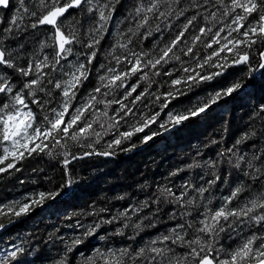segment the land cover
<instances>
[{
	"label": "snow or ice",
	"instance_id": "snow-or-ice-1",
	"mask_svg": "<svg viewBox=\"0 0 264 264\" xmlns=\"http://www.w3.org/2000/svg\"><path fill=\"white\" fill-rule=\"evenodd\" d=\"M119 3L121 0H63V3L61 0H27V2L18 0L17 6L12 4L11 0H0V9L15 8L8 23L0 28V96L8 98L0 101V174L9 173L13 169L19 172L20 168L17 165L33 153L47 151L48 155H53V149L57 147L66 149V141L69 139L80 141L94 136L98 142L107 131L116 129L119 134L109 144L111 147L112 144L119 145L122 140L130 139L136 133L144 132L158 121L160 129L169 131L206 113L219 100L239 90L242 84L238 81L230 84L218 83L214 86L215 90L209 92L206 97L198 98L194 102L190 101L182 110L177 109L173 101H179V97L186 96L194 87L205 83L211 84L216 78L224 76L227 69L233 65H249V75L253 71L264 70V0H188L187 6H184L183 0H134L126 18L134 20L135 27H128L127 32L121 35V39L116 41L109 53L116 61V65L126 62L125 70L108 68L105 74L99 75L97 85L88 96L77 102L79 88L89 78L90 69L87 65L95 61L97 46L107 33L116 5ZM211 8H216V11H211ZM69 9H78L81 13H87L93 21L89 42L85 45L91 51L77 53V61L81 55L86 57L83 62L68 60L69 56L73 55L72 46L80 43L75 31L65 33L62 30L64 21L61 18ZM189 11L192 12L191 16L186 15ZM201 16L204 26L198 21V17ZM181 17L184 19L179 30L164 42L163 46H159L160 40H163L164 29H172L174 21L180 20ZM229 17L230 22L225 23ZM26 18H34V20L30 24H25ZM150 21H158V23L153 27ZM217 22L224 26L213 31ZM45 25L53 30L52 44L42 43L41 49L53 47L54 54L51 57L44 55L42 59L34 56L25 64H18L17 61L21 58L19 48H23L19 37L29 27L37 29ZM190 28H194L197 33L191 36V42L186 37ZM141 29L147 31L141 33ZM153 32L160 34V40L150 51L138 52L129 47L134 38L147 39L153 35ZM225 32L226 35L222 36L221 34ZM11 41H15L19 47L11 48L6 44ZM198 44H202L205 50L212 49L211 53L201 57L197 50ZM214 45L217 47L214 48ZM256 45H260L259 49L254 48ZM116 48L122 50L121 55L115 54ZM253 51H258L259 54L255 68L250 62ZM224 52L232 56L230 61L227 56L221 57V53ZM182 56L189 57V60L184 61ZM221 60L223 62H220ZM169 64L172 67L165 70ZM186 64L188 66H185ZM205 66L218 70L210 73L197 70L204 69ZM7 70H12L22 78L21 88H16ZM57 71L67 79H56L53 74ZM177 71L182 73L179 77L174 75ZM137 74H139L138 81L147 82L148 86L133 96V93L137 92L139 82L128 85L127 81ZM162 75L173 77L168 82L169 90L163 93L149 91L151 85L156 83L152 77ZM47 85L52 87L47 88ZM181 85L183 88L178 87ZM122 88H127L122 99L110 101L103 99ZM57 90L58 95L62 97L59 105L46 107L52 103V100L44 97H53L54 91ZM39 93H43L44 96H39ZM151 96L155 97L154 103L159 102V111L142 113L137 117L136 113L140 112V109L136 108L137 102ZM129 98H131L130 103L126 104L125 101ZM98 104L104 105L103 111L97 109ZM113 104L119 105V108L113 115H109L108 110ZM30 105H36L45 112L39 123L37 113ZM169 105L172 107L169 108ZM165 109H168L166 113ZM261 111L264 112V106L261 107ZM161 113L165 114L166 119H159ZM130 116L136 122L131 124L127 131L119 132L121 121L127 122ZM105 121L107 122L105 132L98 131L94 127L98 124L104 129ZM159 134L152 131L143 137V142L146 143ZM249 138V134H245L237 144ZM228 151L231 152L232 149ZM69 154L65 151V166L70 163L67 158ZM90 154L92 153H85V155ZM108 154V152L103 153V155ZM262 157H264V149L259 153H253L248 159L245 156H237L233 162L229 158V163L236 169H241L242 164L246 165L242 170L243 176L251 182H259L261 188L256 190L252 188L251 183L240 181L230 189L229 195L220 198L221 203L215 209L207 206L212 203L211 199H208L204 210L199 213L203 216V219L198 221L200 227L196 228L197 232L210 237L208 241H204L201 237L185 240L187 232L182 233L177 230L185 228V225L179 224L168 234L161 235L136 249L130 245L106 249L97 247L90 257L85 258V264H127L129 259L132 264H264V158ZM6 161L10 162L6 163ZM255 161H259V165ZM212 175L214 179L205 182L207 187L201 185L195 189L201 198H204V193L209 192L221 179L215 172ZM71 185L72 181L69 179L64 187L71 188ZM188 187L190 186L186 185V190L180 195L165 188L161 190V195L166 198L172 197L171 202L179 203L181 207L193 206L196 203L193 198L184 199ZM245 192L249 194L241 201L240 197ZM71 195L70 191L63 192L64 198ZM60 196L61 191L27 194L21 199L0 205V217L27 216L35 208L43 207L46 201H55ZM158 201L159 198L154 202ZM234 201H238V204L230 207ZM146 206L147 202L139 206H131L101 223L111 224L114 221L124 220L123 228H127L132 215H138ZM49 207L53 206L49 205ZM191 214L186 211L181 213V216ZM196 222L194 218L193 221L186 222V226L192 228ZM99 227V223L88 226L85 236L94 235ZM133 227L140 229L141 224H133ZM4 228L5 224L0 223V230ZM123 228H118L114 234L123 235ZM229 229L231 231H228ZM246 231L247 235H245ZM226 232L228 240H237L235 246L215 247L220 243V234ZM135 235L134 232L129 239L134 238ZM82 242L80 238H76L68 247V251H72L74 246ZM169 242L171 245L187 248L188 251L177 256L175 249L169 246ZM24 251L20 244L0 250V264H12L13 261L17 264H30L25 260H17ZM54 264H66V262L61 259Z\"/></svg>",
	"mask_w": 264,
	"mask_h": 264
},
{
	"label": "trees",
	"instance_id": "trees-1",
	"mask_svg": "<svg viewBox=\"0 0 264 264\" xmlns=\"http://www.w3.org/2000/svg\"><path fill=\"white\" fill-rule=\"evenodd\" d=\"M11 2L18 6V0H11ZM133 3L134 0H121V3L116 5V11L108 26V31L97 46V57L93 64L87 65L90 69L89 78L79 88L77 102L88 96V93L97 85L99 75L105 74L108 68L116 67L117 70H125L126 62L116 65V61L109 53L116 41L121 39V35L127 32L128 27H135V21L126 18ZM183 4L187 6L188 0H183ZM14 11L15 8L0 9V28L8 23ZM211 11H216V8H211ZM186 15L191 16L192 12L189 11ZM61 19L64 21L62 30L65 33L75 31L80 41L79 44L72 46L73 55L69 56L68 60L85 61L84 55H81L77 61V53L91 51L85 45L89 42L92 18L87 13H81L78 9H69ZM183 19L181 17L180 20L174 21L172 29H164L163 40H160L159 33L153 32V35L147 39L134 38L129 47L138 52L150 51L158 40H160L159 46H163V43L182 26ZM230 19V17L227 18L225 23L230 22ZM33 20L34 18H26L24 23L30 24ZM198 21L201 26H204L202 16L198 17ZM155 23L158 21H150L153 27H155ZM222 26L224 25L217 22L213 31ZM145 31L147 29H141V33ZM52 32L51 27L47 25L39 26L37 29L29 27L19 37L23 48H19L21 58L17 63L23 65L34 56L37 59H42L44 55L51 57L54 54L53 47L41 49V44H52ZM195 34L197 33L194 28H190L189 33H186L189 42H191V36ZM221 35H226V32ZM6 44L11 48L19 47L15 41L6 42ZM259 47L260 45L254 46L256 49ZM197 50L201 57L212 51V49L205 50L202 44L197 45ZM115 54L121 55L122 50L116 48ZM225 56L229 61L232 59L229 53H221V57ZM182 59L188 61L189 57L182 56ZM258 61V51H253L250 57L251 66L255 68ZM102 65L104 67H101ZM176 66L179 68L178 64ZM171 67L172 65L169 64L165 70ZM197 70L202 73H210L218 69L205 66L204 69ZM7 71L16 88H21L22 78L12 70ZM45 71L49 70L45 69ZM254 72L249 75V65L247 64L233 65L227 69L224 76L216 78L211 84L205 83L194 87L186 96L179 97V101H173L177 109L182 110L190 101L194 102L198 98L206 97L209 92L215 90L214 86H217L218 83L230 84L238 81L242 84V87L231 96L222 98L206 113L186 121L167 136L159 137V134L146 143L143 142V137L150 132L162 133L165 131L158 127V121L157 124L145 129L144 132L136 133L130 139L122 140L119 145L112 144L109 147V144L119 134L116 129H111L102 135L98 142L94 136L80 141L69 139L66 141V149L57 147L53 149V155H48L47 151L33 153L17 165L20 168L19 172L13 169L9 173L0 174V205L21 199L30 193L61 191V196L57 197L55 201H46L43 207L35 208L27 216L0 217V223L3 224L17 221L14 226L0 234V250L20 244L25 251L17 257V260H25L30 264L31 262L54 264L55 261L63 259L66 264H85V258L90 257L97 247L106 249L130 245L136 249L161 235L168 234L179 224L185 225V228L177 229L182 233L187 232L185 240L201 237L204 241H208L210 237L196 231V228L200 227L199 219H203L199 213L204 210L207 200L211 199L212 201L207 205L209 208H217L221 203L220 198L229 195L230 189L240 181L251 183L252 188L256 190L261 188L259 182H251L243 176L242 170L246 165L242 164L241 169H236L229 163V158L233 162L237 156H245L248 159L253 153H259L261 149H264V112L261 111V107L264 106V70L259 77L251 78ZM181 74L180 71H177L174 75L179 77ZM53 75L56 79H67L59 71ZM138 76L139 74L133 75L127 81L128 85L139 82L137 92L133 93V96L148 86L147 82L138 81ZM172 78L163 75L152 77L156 83L151 85L149 91L159 93L168 91V82ZM51 87V85H47V88ZM178 87L183 88V85ZM126 91L127 88L118 89L103 99L108 101L122 99ZM38 95L44 96L43 93ZM44 98L52 100V103L46 107L58 106L62 99L58 95V90L54 91L53 97ZM98 98L100 97L98 96ZM6 99L8 98L0 96V101ZM130 100L131 98L125 103H130ZM153 101H155V97L151 96L137 102L136 108L140 109V112H137L136 116L139 117L142 113H150V111H159V102L154 103ZM30 107L37 113V122L42 121L45 112L36 105H30ZM96 107L99 111L104 109L103 104H98ZM171 107L172 105H169V108ZM118 108L117 104L111 105L108 110L109 115H113ZM167 111L168 109H165V113ZM159 119H166L165 114L161 113ZM135 122L131 116L127 118V122L121 121L119 132L127 131L129 126ZM94 127L98 131L105 132L107 122L105 121L104 129H101L98 124ZM253 133L254 135H252ZM245 134H249L250 138L237 144V141ZM88 144L92 146L86 147L85 145ZM141 146L144 147L138 149ZM229 149L232 151L229 152ZM65 151L70 153L67 157L70 163L67 166L64 163ZM105 152L113 157L104 159L103 153ZM85 153L92 154L85 155ZM8 162L10 161H6V163ZM255 163L259 165L260 162L255 161ZM213 172L221 179L211 187L209 192L204 193V198H201L195 189L201 185L207 187L205 182L214 179ZM69 179L72 181V185L71 188H66L64 185ZM186 185L190 187L187 188V196L184 199L193 198L196 202L193 206L181 207L179 203L171 202L172 197L166 198L161 195V190L165 188L180 195L186 190ZM66 191H70L72 195L64 198L63 192ZM248 194V192L243 193L240 200L242 201ZM157 198L159 201L154 202L157 201ZM144 202H147V206L138 215H132V220L127 228H123L124 220L114 221L111 224L101 223L103 220L111 219L118 212H123L131 206H139ZM237 204L238 201H234L230 207ZM49 205L53 207H49ZM186 211L192 214L181 216V213ZM194 218L197 222L192 228H188L186 222L193 221ZM97 223L100 224V227L96 233L92 236H85L88 226ZM133 224H141V228L135 229ZM118 228H123V235L114 234ZM134 232L136 233L134 238L129 239ZM247 234L246 231L245 235ZM76 238H80L83 242L74 246L72 251H68V247ZM219 240L220 243L215 245L217 248L220 245L231 247L237 243L235 239H227V232L221 233ZM169 246L175 249L177 256L188 251L187 248L171 245L170 242ZM12 264H17V262L13 261ZM127 264H132V261L129 259Z\"/></svg>",
	"mask_w": 264,
	"mask_h": 264
},
{
	"label": "water",
	"instance_id": "water-1",
	"mask_svg": "<svg viewBox=\"0 0 264 264\" xmlns=\"http://www.w3.org/2000/svg\"><path fill=\"white\" fill-rule=\"evenodd\" d=\"M262 74V70L260 71H255L252 75L251 78H257ZM177 127L171 128V130L169 131H163L162 133H160L159 137H164L167 136L169 133H171L172 131H174ZM144 146L139 147L138 149H142ZM104 159H110L113 156L111 154L108 155H103ZM17 221H12L8 224H5V228L3 230H0V234H2L3 232H5L6 230H8L9 228H11L12 226H14L16 224Z\"/></svg>",
	"mask_w": 264,
	"mask_h": 264
},
{
	"label": "rangeland",
	"instance_id": "rangeland-1",
	"mask_svg": "<svg viewBox=\"0 0 264 264\" xmlns=\"http://www.w3.org/2000/svg\"><path fill=\"white\" fill-rule=\"evenodd\" d=\"M25 111H27V110H25Z\"/></svg>",
	"mask_w": 264,
	"mask_h": 264
}]
</instances>
